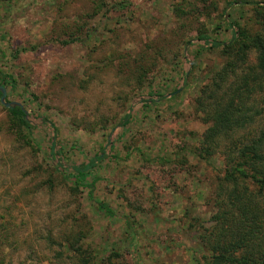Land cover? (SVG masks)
<instances>
[{
	"label": "rangeland",
	"instance_id": "obj_1",
	"mask_svg": "<svg viewBox=\"0 0 264 264\" xmlns=\"http://www.w3.org/2000/svg\"><path fill=\"white\" fill-rule=\"evenodd\" d=\"M229 2L0 0L3 102L30 122L19 127L0 104V264H200V242L229 216L236 225L228 141L202 153L196 104L223 64L197 38L264 34L253 7ZM263 127L261 111L230 141ZM51 136L63 163L99 160L76 181L53 167Z\"/></svg>",
	"mask_w": 264,
	"mask_h": 264
},
{
	"label": "trees",
	"instance_id": "obj_2",
	"mask_svg": "<svg viewBox=\"0 0 264 264\" xmlns=\"http://www.w3.org/2000/svg\"><path fill=\"white\" fill-rule=\"evenodd\" d=\"M234 5L253 7L255 16L260 19L258 24L264 28V0H231L226 3V7ZM118 6L113 7L116 9ZM197 39L210 48L219 47L223 59V64L210 80L209 88H205L207 90L196 100L202 114L199 119L207 125L202 135L201 151L208 156L216 141H228L222 151L225 164L222 181L229 185L226 197L240 217L235 225L229 216L225 229L220 226L211 239L200 242V247L207 254L200 264H264V237L260 234L264 231V215L260 216L255 208L257 202H254L261 200L264 206V127L239 144L234 145L230 141L232 135L249 124L254 115L264 111V34L260 30L249 33L236 27L225 43ZM249 55H252V62ZM8 83L12 84L11 77L0 74V86L5 89ZM255 102L261 103L262 108L257 110ZM5 111L19 127L29 128L30 122L19 106ZM127 119L128 115L120 124ZM47 126L52 130L51 124ZM49 150L53 167L57 170L71 168L76 181L81 180L99 160L97 156L81 166L63 163L56 155L53 136L49 140ZM245 182L254 187L252 192L244 185ZM88 187L90 198L92 182ZM95 203L99 210L111 215L106 204ZM243 225L247 228L245 232L241 230Z\"/></svg>",
	"mask_w": 264,
	"mask_h": 264
},
{
	"label": "water",
	"instance_id": "obj_3",
	"mask_svg": "<svg viewBox=\"0 0 264 264\" xmlns=\"http://www.w3.org/2000/svg\"><path fill=\"white\" fill-rule=\"evenodd\" d=\"M5 97V90L3 87L0 86V104H2L5 108L10 107V103H4L3 99Z\"/></svg>",
	"mask_w": 264,
	"mask_h": 264
}]
</instances>
